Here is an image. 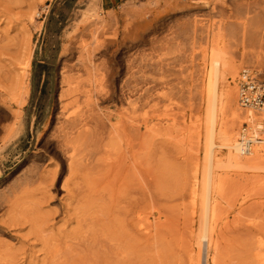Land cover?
Masks as SVG:
<instances>
[{
  "label": "rangeland",
  "instance_id": "rangeland-1",
  "mask_svg": "<svg viewBox=\"0 0 264 264\" xmlns=\"http://www.w3.org/2000/svg\"><path fill=\"white\" fill-rule=\"evenodd\" d=\"M248 1L0 0V264H207L206 243H199L208 139L199 77L205 42L194 46L186 34L194 21L217 23ZM131 8L142 18H133L125 32ZM110 14L119 23L101 36L112 92L101 106L104 132L64 142L76 150L72 164L58 146L63 133L55 130L61 67L77 58L65 50L86 18ZM26 80L28 91L21 87ZM138 87L151 90L144 101L137 96L139 108L143 102L137 116L152 110L151 118L161 117L172 108L173 122L153 131L124 116V100ZM19 113L21 130L5 145ZM231 124L222 115L220 133ZM218 161L211 257L216 264H264V164L238 167L224 148Z\"/></svg>",
  "mask_w": 264,
  "mask_h": 264
},
{
  "label": "bare ground",
  "instance_id": "bare-ground-1",
  "mask_svg": "<svg viewBox=\"0 0 264 264\" xmlns=\"http://www.w3.org/2000/svg\"><path fill=\"white\" fill-rule=\"evenodd\" d=\"M245 8L246 9H244V3H241L240 9H239L240 11L236 12L235 14H227L226 13L227 15H223L219 22L216 21L217 23L211 22V23H207V24H202L203 23L202 21L196 20V21H194V23L192 22L193 25H191L190 30L186 34V36H188L187 40L192 45L194 44V46L197 45L198 43H200V40L205 42V43H202V44H205L204 45L205 47L202 46V49L200 51V54L202 57V62L199 64V67H201V74H200L201 76H199V77L202 80V82L204 83V91H205V97H206V98L205 97L204 98H205V101L207 102L206 131H207L208 136L207 135L206 136L208 137V139H207V145H206V160H207L206 162H207V165H206V167H204V169L205 168L206 169L204 171L203 180H202V189H203L202 199H203V201H201V202H203V210L202 211H203V217H204V225H203L202 232L200 234L199 243H202V244L206 243V246H207L206 252H207V257H208L207 264H213V262H214V258L211 257V252H212L211 250H213V248L215 247V244H214L215 242L213 241V238L215 236L214 233H215V220H216V216H217V210L215 209V205H214V201H213V193L215 192V189L217 188L216 187V168L218 167L217 164L219 162L218 161V150H219V148L226 149L228 151L229 162L238 166V167H245L246 166L247 169H248V167L258 168L260 165L264 164V112L263 111H253L251 109H246L242 106L240 99H239L240 98V92H239V85H238V79H239L242 72H250L254 75V78H257L258 80H262L259 77L260 74H262L264 76V0L263 1L262 0H250V1H248ZM212 10H215V8H212ZM236 11H237V9H236ZM140 13L141 12H138V10L135 11V10H132V8H131V11L128 13V16L129 15H131V16L129 17L128 21L126 22V25L124 26L125 32L129 28L128 25L130 24V21L133 18H134V20H135V17H141L142 18ZM125 14H127V13H125ZM221 14H225V13H222V11H221ZM117 16L118 15L110 14V16L108 18L103 19V18L98 17L93 22L90 20V17L86 18L85 22L81 26H79V28H77L78 30L76 31V37L73 39V42H71L65 50L66 54L67 53L72 54V55H74V57H75V55H77V58H76V61L74 63H73V61L70 62V60L68 61V59H67L61 67V79H60L61 81L59 83L60 84L59 85L60 86L59 112L57 115V118H58L57 122L60 124V126L58 125L60 127V130L58 129L59 127L55 130H58V131H60V133H63V134L58 133V134H60L61 138L62 137L64 138V140H62V141H60V139L58 140L59 143H61V145H58V146H61V150L64 153L66 160L69 163L74 161L73 160L75 158L74 157L75 156L74 151H76V150L73 151V149H69V147L64 142H67L68 139L72 138L75 135H78V136L87 135L89 137L96 138V137L102 136L103 132H104V119L101 115V110H102L101 106H102V104H104L106 102H110V100L112 98V92L110 91V89H108V81H109L108 77H109L110 72H111L110 67H109L110 64L108 65V61H107L106 56H105V53L108 49L107 48L108 46L106 45V41H103L104 39L101 40V38H103L104 36L103 37H101V36L104 34V31L110 27L111 24H113V28L115 26H117L116 24L119 23V19ZM216 16H217V12H216ZM143 19H145V18H143ZM214 19H216V18H214ZM136 20H137V18H136ZM114 24H115V26H114ZM113 28H112V30H113ZM112 30H111V34H112ZM175 39H177V38H175ZM89 40H91V41H89ZM163 42H165V41H163ZM179 45H181V44H179ZM196 47L198 48L199 46H196ZM186 50H188V49H186ZM74 52H76V54H74ZM198 53H199V51H198ZM192 54L190 56H193ZM152 56H153V54H152ZM68 57H70V56H68ZM136 57H137V54H136ZM72 58H73V56H72ZM26 59H28V57ZM136 59H138V58H136ZM194 59L195 58H193L192 60H194ZM132 60H133V58H132ZM133 61H135V60H133ZM126 64H128V63H126ZM176 64H175V66H176ZM170 66H172V65H170ZM27 69H29V68H27ZM27 69H25V70H27ZM142 69H144V68H142ZM21 70H22V68H21ZM25 70H23V71L26 72ZM24 72H23V75H24ZM143 72L146 73L145 71H143ZM27 73L28 72H26V75H27ZM166 73H168V72H166ZM191 74H193V73H191ZM142 75H139V77ZM151 75H153V74H151ZM124 76H127V75H124ZM143 76L145 77L146 75L144 74ZM188 76H190V75H188ZM21 77H23V76H20V78ZM192 78H193V76H192ZM26 79L29 80V78H26ZM143 79L146 80L145 78H143ZM175 79H176V77H175ZM200 79H198V80H200ZM28 80H26V82L24 84L21 83V87H23V90L24 89L27 90L26 84H27ZM152 80H153V78H152ZM19 81H20V79H19ZM19 81H17V84H15V85H18ZM21 82H23V81H21ZM111 82H113V81H111ZM111 82H110V84H111ZM123 83H125V82H123ZM128 85H130V84H128ZM172 85H174V84H172ZM139 86H140V84H139ZM152 87H154V86H152ZM130 89H131V86H130ZM133 89H134V87H133ZM135 89L137 90V92L135 90L137 95H134V96L137 97L139 95V98H141V99H139L138 97L133 99L134 96L130 95V94L134 93L133 92L134 90H132L131 91L132 93H129L128 99L124 98L125 99L124 101L127 103V106L125 105L126 106L125 111L123 112L124 116H126L129 120H131L133 122L142 123L147 129H151V130L153 129V131L161 128L162 126H165L164 124L173 122V116L175 114L171 113L172 108H170V109L166 108L167 110L163 109L164 112H166V111L167 112L165 115L159 114V115H162L161 117L151 118L150 113H148V112H151L152 110L145 112L148 115H143L141 113L142 115L137 116V114L140 113L139 111L142 110L140 108H142L143 102H141L142 106L140 108H139V105H140L139 102L141 100H143V98H144L143 95H144L145 90L143 87L139 88V89H137V88H135ZM28 90H29V88H28ZM146 90L149 92L151 89H146ZM27 91H26V93H27ZM147 91H145V92H147ZM16 92L18 94V91H15V93ZM126 92H128V91H126ZM177 93H178V90H177ZM25 94H24V97H25ZM146 95H148V94H146ZM153 95H154V93H153ZM163 95L164 94H160V96H157L156 99L153 97L155 99L153 101H159L158 99L162 100ZM175 96L177 98H179L176 94H175ZM170 97H172V96L170 95ZM181 97H183V96H181ZM18 99H20V98H18ZM136 99H139L140 101H138ZM192 100H193V98H192ZM150 101L152 102V100H150ZM165 101H167V100H165ZM19 102H21V103L19 104ZM19 102H17V100H16V103H18L19 105H21V104L23 105V103H24V102H22V100ZM138 103H139V105H138ZM192 104H194V103H192ZM158 105H159L158 102H156L155 106L158 107ZM178 106H179V104H178ZM176 107H177V105H176ZM159 108L161 109V107H159ZM20 109H21V107H20ZM174 109L175 108L173 107V110ZM184 112H186V111H184ZM222 115H226L229 118H231V122H232V124H231L232 126L230 127L231 130L229 129L228 131H225L224 133L223 132L220 133V131H221L220 119H221ZM14 119H16V121L14 124L12 123L13 126H11V129L8 130L9 131L8 134L9 133L10 134L7 136V138H6L7 140L4 142L5 145L7 143H9L10 140H12L18 134V132L21 130V115H20V113L17 114L16 118H14ZM178 124H179V122H178ZM244 125L245 126L247 125V127H245ZM132 126H135V125H132ZM122 128H124V127H122ZM139 128H141V127H139ZM147 129H146V131H147ZM58 131H55V132H58ZM130 132H131V129H130ZM148 132H149V130H148ZM58 134H57V136H58ZM218 136L220 137V142H218V138H219ZM77 152H78V150H77ZM72 164H73V162H72ZM219 167H220V165H219ZM240 169H242V168H240ZM240 169H238V170H240ZM196 184H198V183H196ZM196 190H197V188H196ZM216 247H217V245H216ZM216 250H217V248H216ZM214 257H215V255H214ZM199 261H200V259H199ZM214 264H216V263L214 262Z\"/></svg>",
  "mask_w": 264,
  "mask_h": 264
},
{
  "label": "built area",
  "instance_id": "built-area-1",
  "mask_svg": "<svg viewBox=\"0 0 264 264\" xmlns=\"http://www.w3.org/2000/svg\"><path fill=\"white\" fill-rule=\"evenodd\" d=\"M240 102L246 109L264 112V80L243 72L240 79Z\"/></svg>",
  "mask_w": 264,
  "mask_h": 264
}]
</instances>
